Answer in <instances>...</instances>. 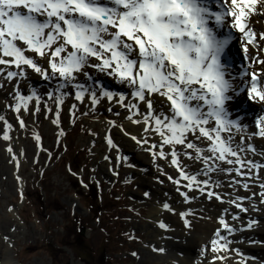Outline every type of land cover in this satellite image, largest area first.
Masks as SVG:
<instances>
[{"label": "snow or ice", "instance_id": "obj_1", "mask_svg": "<svg viewBox=\"0 0 264 264\" xmlns=\"http://www.w3.org/2000/svg\"><path fill=\"white\" fill-rule=\"evenodd\" d=\"M216 8L213 11L205 0H0V89L12 97L6 106L13 112H29V102H34L35 111L30 114L35 115L40 111L41 96L36 91L24 95L20 89L31 70L44 81H55V87L46 95L54 102L57 117L69 92L81 103L87 98L93 112L102 100L108 102L109 112L113 111V102L124 109L123 119L142 125L144 134L139 139L127 132L125 135L142 151L150 152L153 163L170 157L180 179H174L159 165L157 170L177 185L183 203H190L195 197L190 198L180 190L181 180L187 182L183 186L189 193L196 192L209 201L214 197L217 202L238 209V213L230 212L229 208L222 210L218 217L220 228L214 230L210 247L201 249V259L196 264L231 259L219 253H235L240 257L235 264H247L248 258L231 247L242 241L229 237L253 230L259 221L252 218L245 222L240 214L261 209L250 197L237 196L225 201L214 190L224 187L220 180L225 173L242 176L246 167L249 178H259L256 170L264 168V164L246 161L241 155L254 149L246 144L244 137L236 140L232 130L239 133L242 125L231 120L225 108L226 101L231 99L229 93L238 96L245 91L249 101L264 107V86L258 79L264 69L245 71L241 87L227 71L222 57L226 56L235 33H239L237 39L243 38V52L249 66L264 64V56L250 54L252 49L264 53V45L259 43L264 41V33L257 39L248 23L250 15L264 14V0H219ZM224 28L228 31L218 35ZM89 70L110 76L129 90L128 95L86 83L95 81ZM13 81L15 84L9 92L8 85ZM44 107L46 111L53 110L46 102ZM113 114L121 116L119 111ZM16 119L24 128L21 116L17 115ZM0 121L5 125L3 140L8 141L11 124L4 115H0ZM107 124L118 126L112 120ZM254 126L258 132L253 135L264 137V114L255 119ZM120 128L124 131L122 125ZM151 134L157 135L159 141L150 140ZM35 139L39 141L40 137ZM105 139L110 148H116L110 137ZM184 157L190 163L183 164ZM242 187L251 191L248 183ZM259 187L264 189V179ZM253 195H258V203L264 205V191ZM144 196L149 197V193L145 192ZM246 199L247 206L243 203ZM162 207L171 211L168 203ZM191 214L179 213L185 227L189 226L186 217ZM226 216L235 223H229ZM159 228L166 226L159 223ZM4 239L7 241L8 237ZM206 250L212 254L211 258L205 255ZM152 251L163 254L165 249L153 247Z\"/></svg>", "mask_w": 264, "mask_h": 264}, {"label": "rangeland", "instance_id": "obj_2", "mask_svg": "<svg viewBox=\"0 0 264 264\" xmlns=\"http://www.w3.org/2000/svg\"><path fill=\"white\" fill-rule=\"evenodd\" d=\"M256 67L263 69L264 64ZM46 82L47 86L51 84ZM93 83L98 84L96 81ZM66 98H69V95ZM1 99L5 100V98ZM49 102L50 100L46 101L48 107L55 110V119L45 116V119L35 126L33 118L27 114L25 125L28 126V130L23 128L22 131L17 132V139L21 140L20 147L26 152V162L22 171H16L19 179L14 176V187L10 185L8 172H5L4 163L9 156L4 147L0 146V227L7 231L10 229L17 231V237L10 242L9 247L11 263L138 264L141 254L148 252L161 255L163 257L161 261H170L169 258L167 260L164 257L166 250L161 254L153 252L152 248H162L161 245L166 238L176 241L178 239L174 238L176 237L174 233L172 235L163 233L164 235L160 236L155 232V226L148 225L147 206L150 202L161 205L164 199L171 211L161 209L160 215L169 213L176 216L175 212L179 214L181 211H188L192 213L186 217L190 224L191 217L195 215L197 209L192 205L204 201L203 197L197 196L190 203L180 202L173 206L170 201L172 194L165 190L166 187L163 185L164 178L157 177V179L145 174L139 177L152 188L138 189L139 180L134 177L128 179V171L151 169L133 158V153L119 159L133 165V167L123 166L120 169V177L112 178L104 174L99 170L98 162L100 155L107 151L102 144L90 141L99 130L92 131L88 125L97 122L98 119H88L81 117L80 114L75 116L73 111L79 108L69 109L66 106L59 110L57 117L55 105ZM100 105L102 104L97 105L95 112ZM43 112L49 114L51 111H46L44 107ZM7 114L3 113L8 118ZM61 118L64 124L60 123ZM53 120H59L58 124L52 123ZM237 122L242 127L239 133L235 129L232 131L236 140L244 137L246 144L252 145L247 137V135L253 136V133L249 132L251 130L249 127L253 124L252 119L249 118L247 121L241 119ZM39 132L45 135L39 139L41 141L35 139L39 136ZM252 147L254 149L252 154H260L259 148L253 145ZM13 149L17 151L16 146ZM241 155H250V153H241ZM140 158H143L142 155ZM158 181H162L159 183L163 187H158V194L153 196L152 190L156 188L153 183L158 185ZM129 182H134L132 183L134 185H130ZM220 182L229 188H235L234 191H238L246 183L244 180L232 178L228 173L224 174ZM145 192L149 193V197L144 196ZM185 192L188 194L187 191ZM221 195L225 201L232 197V194L221 193ZM199 206L201 207L200 204ZM9 209L13 210L11 214L14 216L8 217L4 214L5 212L7 214ZM140 209H144V212ZM223 209L225 208L220 211ZM173 230L172 228L171 231ZM151 236H157L156 239L161 242L152 241ZM243 240L241 238V241ZM148 245H151V251L146 250ZM133 252L137 255L133 256ZM168 254L171 258H176L178 255L174 252ZM129 258L132 261H127Z\"/></svg>", "mask_w": 264, "mask_h": 264}, {"label": "bare ground", "instance_id": "obj_3", "mask_svg": "<svg viewBox=\"0 0 264 264\" xmlns=\"http://www.w3.org/2000/svg\"><path fill=\"white\" fill-rule=\"evenodd\" d=\"M210 1L211 0H206ZM214 3H219L218 1H214ZM258 9H260V6H257ZM217 9H214L213 11H216ZM248 23L251 29L254 30V32L257 34V39L259 37V34L264 33V14H252L248 17ZM211 27L214 28V25H211ZM228 31L227 28L220 29L218 31V35H223ZM237 37H240L239 33H235L233 40L226 50V56L222 57V63H225L227 67V71L232 74L236 78V84L238 86H243V83L241 81L242 74L245 71L252 72V71H260L261 68L256 67L255 64H253L251 67L250 61L245 59V54L243 52L242 47V37L237 39ZM261 45H264V41L259 42ZM251 49V46H249ZM250 54H255L258 56H264V53L257 52L255 49H252ZM2 67V66H0ZM264 69V68H263ZM93 73L95 76V81L98 84L102 85V88H107L109 91L113 92H119L124 95H128V89L123 87L122 85L117 84L113 79L108 78V76H105L103 74L95 73L94 70H89ZM30 76L29 79L25 82H22L20 84L21 93L24 95L30 94L31 91H36L41 96V104L39 105L40 111L36 112L35 115H31L30 113L35 111V105L34 102H29V112H21V113H15L11 110V108L7 107L6 104L8 102H12V97L7 94V92L3 89H0V115H3L5 112V115H8V118L5 116V119L8 121L9 124H11V128L8 132V135L10 139L8 141L3 140V132H4V122L0 121V146L5 149V152L8 154L9 158L7 161H5L4 165L6 166L5 172H8L9 178H10V185L14 187V176L18 177V173L16 171L24 169L25 162H26V152L23 148L20 147L21 140L17 139V132L22 131L23 128L19 126V121L16 119L17 115H20L21 118L24 120L26 119V115L29 114L31 118H33V122L35 126H38L40 122H42L45 119V116H48L49 119H55V110L51 111L49 114H44V104L48 100L47 99V93L49 91H52L55 87V81H53L49 86L46 85V81L40 79L35 73H31V70H29ZM250 79V77H249ZM258 79L262 80V85L264 86V72H262L261 77ZM86 83H93V82H86ZM15 84V81L12 82V84L8 85V91H12V85ZM45 84V85H44ZM69 98H65L63 105L60 107V110L64 106L68 107L69 109L72 107V105H75L76 108H79L78 110H74V115H79L81 117H87L88 119L96 118L98 119L97 122H93L88 124L89 128L94 131L95 129L99 130V132L95 133V136L93 139H90V141H94L95 144H102L104 149L107 151V153H102L100 155V161L98 162L99 170H102V172L106 175L111 176L112 178H115L117 176L120 177V169L123 166H127L128 163L124 162L123 160H117V157L123 159V157L127 154L133 153V158L139 163H144L148 166L151 170H148L147 168L144 169V171L134 170V171H128L127 178L131 179V177H134V179L139 180V188L142 189L144 187H151L148 183L146 184V181L140 179V175L145 174L152 176L154 178L160 177L164 178L165 181L163 185H165L167 191H170L172 194V197L170 198V201L173 206H176L180 202L183 203V197L179 195L176 188L177 185H174L171 183V181H168L167 175H161L160 172L157 170V165H161L162 169L165 173L168 175L173 176L174 179L179 180V173L176 172L175 166H171L170 164V157L164 160L157 159L155 163L152 161V155L150 152L142 151L141 147L138 146L128 135H125V132L136 135L137 138H141L144 134L142 132V125L132 124L130 121L123 119V115L125 113L124 109H121L117 106H115L114 102L112 105V112H109L107 109L109 107V104L106 100H102L100 105L97 109V112L93 114L94 112L90 109V102L87 101L85 103H81L79 101L74 100L73 93L69 92ZM228 95L231 96V99L226 101L225 108L229 112V118L233 121H241V119H244V121H247L249 118L252 119L253 124L249 129H251L249 132L256 133L258 132V129L254 126L255 119L261 115L264 114V107H262L260 104L253 103L247 99L246 91L242 92L240 95H235L234 93H229ZM5 100L3 101V99ZM49 103L54 104L52 100H50ZM55 105V104H54ZM56 107V106H55ZM121 112V116H115L114 112ZM86 113V114H85ZM108 120L114 121L118 126L113 127L112 125L107 124ZM59 121V120H58ZM60 123L64 124V121L62 118L60 119ZM58 124V122H57ZM120 125L123 126L124 131H121ZM53 128V127H52ZM54 129V128H53ZM12 130V132H11ZM23 130H28V126L25 125ZM234 130V129H233ZM232 130V131H233ZM248 132V133H249ZM245 134V133H244ZM50 135V134H49ZM45 136V135H44ZM43 134L39 132V137L42 139ZM30 137V136H29ZM105 137H110L113 140V143L116 145V148H110L107 144V141ZM247 137H250V135ZM18 140V141H17ZM150 140L159 141V137L155 134H151ZM41 141V140H39ZM250 143H252L253 146H256L257 149H260V154H252V152H249L250 155H242L245 157V160H254L256 163L264 164V137L258 138L257 135H253L251 139H248ZM12 144V145H11ZM11 146H16L17 151H14L12 147V151L9 152L8 149L11 148ZM147 147V146H145ZM179 147V146H178ZM52 150V147L50 148ZM165 150H167V146H165ZM55 151V150H54ZM142 155L143 158H140ZM194 155V154H193ZM107 156L108 159L105 160L104 157ZM15 157V159H13ZM135 160V161H136ZM183 164L190 163L187 161V158H182ZM133 164V163H132ZM136 166V165H135ZM198 167H202V165H197ZM138 168H140L138 166ZM1 171V170H0ZM242 171L245 172V175L237 176L235 172L231 173V177L241 181L244 180L246 183H248L251 187V191L247 192L246 190H243V187L237 191L235 188H229L227 185L223 184L224 187L220 189H215L214 191L218 193L223 194H232V197L230 199H235L237 196L239 197H250L253 200L257 202V206L261 209L258 212H252L250 211L247 214H240L242 219L247 222L248 219L255 218L259 221L258 225L253 230L238 232L234 237H229V239H235L238 241H241V238L244 239L240 243H235L231 245L232 248L239 249L241 256L248 258L247 264H264V205H260L258 203L259 197L254 196L253 193H259L260 191H264V189H260L259 184L261 182V179H264V168H261L259 170H256V172L259 175V178L253 177L249 178L247 176V168L245 167L242 169ZM113 172H116L117 175H113ZM242 178V179H241ZM158 179V178H157ZM257 179V180H256ZM162 180V179H161ZM134 182H129L131 185ZM152 182H150L151 184ZM157 184L153 183V185L156 186V190H152V195L155 196L158 194V187H163L160 185L159 182ZM186 181L181 180V183L179 185L180 190L183 189L188 192L187 188H185L183 185L186 184ZM230 184V183H229ZM134 185V184H132ZM241 190V191H240ZM189 197L194 196L195 199L198 195L196 192H188ZM203 197V198H202ZM223 197V196H222ZM201 198L204 201L199 202L198 204L192 205L193 208H197L195 210V215L191 217V223L187 227H185L183 220H181L179 214L175 212L174 214L177 216H173L169 213H162L163 215L161 217L160 211L163 209V207L159 204L155 205L150 202V205L148 207V216L146 217L149 226H155V232H158V235H164L174 233L178 240H172V239H164L163 245H161L162 248L166 250L165 258L170 261H161L163 257L159 254H151L148 252V254H141V258L138 260V264H173L174 261H177L178 264H196L197 259H201L200 257V251L201 249H207L210 247V239L213 238L214 230L220 228V225L218 224V217L222 215V211L220 209L222 208H229V211L232 213H238V209H236L234 206L230 207L227 203H220L215 200L213 197L210 201L207 200L204 196H201ZM144 199V198H143ZM152 200V198H150ZM227 199V198H226ZM149 200V199H147ZM162 203H167V201H164ZM244 205L247 206L248 200L246 199L244 202ZM201 205V207L199 206ZM161 206V208H160ZM178 207V206H177ZM141 212H144V209H140ZM13 210L9 209V212L4 213L8 217H12L11 213ZM201 217V218H199ZM227 217V216H226ZM229 223H235L231 221L230 217L226 218ZM208 219V220H206ZM159 223H164L165 226H168L166 229H160ZM147 225V227H149ZM174 229L171 231V229ZM147 231V230H146ZM174 231H177L178 233H175ZM0 232H2V236L0 239V264H13L10 261L9 256V250H10V242H13L14 238L17 236L16 229H10L6 230L0 227ZM8 232V233H7ZM5 237H8V240L5 241ZM152 241H156L157 243H160L161 241L157 240V236H151ZM139 238V237H138ZM253 241H258L259 243H253ZM146 250L151 251V245H148L146 247ZM168 252H174L177 253L176 258H171ZM205 255L211 258L212 254L210 251H205ZM220 256L228 255L231 257V259H226L221 261L220 259H217L215 261V264H235L236 261L240 259V257H236L235 253H219ZM252 258H255L254 261H252ZM127 261H132V259H127ZM202 264L204 262L202 261Z\"/></svg>", "mask_w": 264, "mask_h": 264}]
</instances>
